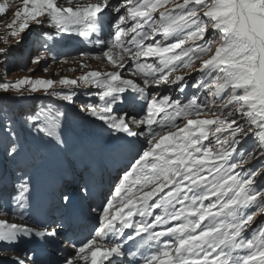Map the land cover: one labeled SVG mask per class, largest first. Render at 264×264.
<instances>
[{
	"label": "snow or ice",
	"instance_id": "1",
	"mask_svg": "<svg viewBox=\"0 0 264 264\" xmlns=\"http://www.w3.org/2000/svg\"><path fill=\"white\" fill-rule=\"evenodd\" d=\"M159 9L164 11L157 20L153 14ZM5 11L0 4V14ZM109 15L113 22L106 41L100 32L103 17ZM15 17L9 25L19 22L13 36L48 22L57 29L56 35L76 32L88 38L95 34L91 43L107 45L101 54L118 71L79 78L85 85L102 89L99 99L104 101L99 107L82 105L81 110L91 112L116 133L148 142L100 208L102 221L96 237L73 244L76 252L63 264H264V230L243 235L252 228L254 217L264 213V186H257L264 183L256 181L257 176L264 178V165L248 171L243 168L264 157V0H92L87 4L76 0L68 7L56 0H23V10L16 11ZM160 33L163 37L158 40ZM43 35L52 39L48 33ZM6 53L0 49V54ZM142 57L159 59L154 64L141 62ZM38 61L33 58L34 63ZM193 68L198 73L195 77L190 75ZM125 69L139 75L143 86L123 79ZM184 69L191 87L198 90L186 100L148 93L150 87L170 83L184 94L189 79L173 76ZM59 83L75 86L78 81ZM24 85L31 92L47 91L54 82L25 78L0 84V91L21 93ZM125 91L138 93L144 100L142 118L113 113L112 106L124 101ZM49 95H60L71 103L75 93L53 91ZM28 120L37 132L53 135L38 123L39 115ZM130 123L144 130H133ZM5 131L16 135L11 122ZM249 137L253 147L239 152ZM59 143L64 145L63 140ZM8 155L16 158L15 144ZM29 179L25 177L12 196L17 207L27 199ZM81 192L87 195L88 187L83 186ZM61 199L71 207L70 195ZM60 227L35 234L57 238ZM32 234L29 228L0 223L2 242L11 244L20 235ZM16 259L17 264H24Z\"/></svg>",
	"mask_w": 264,
	"mask_h": 264
},
{
	"label": "rangeland",
	"instance_id": "2",
	"mask_svg": "<svg viewBox=\"0 0 264 264\" xmlns=\"http://www.w3.org/2000/svg\"><path fill=\"white\" fill-rule=\"evenodd\" d=\"M89 2H92V0H80L81 4ZM205 2H208V0H205ZM56 3L68 7L74 6L76 0H71V4L69 0H61ZM177 3H183V0H177ZM0 4L6 7V11L0 14V49L7 50L6 54H0V84L16 83L25 78L54 82L53 88L47 91L41 89L31 92L28 85L22 87L21 93L14 90L8 93L0 91L1 205L5 201L4 185H9V194H12L17 191L18 186L22 184L25 177L30 178L29 183L33 187L42 178L46 180V177L51 178L52 175H60L64 171L70 173L72 170L70 168L74 167L76 161L79 162L82 154L88 152L89 149L96 151L98 148L101 149L106 147L107 144L114 143L111 141L118 139L120 133L114 132L102 120L94 117L91 112L81 110L82 105L92 104L99 107L104 103L99 99L102 89L85 85L80 82L79 78L87 75L89 70L91 73L96 72L97 63L94 60L102 57L103 48H106L107 45L101 48L93 43L86 42L90 40V37H81L76 32L56 35L57 29L48 22L40 26L30 27L18 36H13L12 33L18 27L19 22L13 27H9V25H12L17 19L15 12L23 10V0L22 2L18 0H0ZM168 7L170 8L171 4ZM163 11L164 9H159L153 14L157 20ZM77 27L84 30L82 26ZM101 32L100 36L104 39ZM44 33L50 34L52 39L44 36ZM162 37L163 33L157 35L158 40ZM94 38L93 34L92 40ZM174 39L175 37L170 38L165 44L172 42ZM146 43H152V41ZM197 43L200 42L197 41ZM186 46L184 45V47ZM113 51L114 54H118L116 50L113 49ZM82 53L87 55H82ZM34 57H38L39 61L34 63ZM158 59V57H142L141 62L155 64L158 63ZM108 62L112 64L110 61ZM125 63L131 66V61L126 60ZM199 64V61H195V67H199ZM106 68L109 69V67ZM115 71L102 70L101 73L107 74ZM187 72L188 70L184 69L178 73H173V76L185 75V78L189 79V88L185 90L184 94L176 91L178 85L170 83H161L158 87H150L147 89L148 93H155L158 98L169 95L172 99L180 96L182 100H186L195 91H198L191 87L192 81L190 76L186 74ZM121 74L124 76L123 79H131L138 85L143 86L139 75H132L127 69L121 71ZM190 75L191 77L198 75L195 68H193ZM64 79L77 80L78 84L75 86L60 84L59 82ZM171 79L172 77L169 78L170 81ZM53 91L57 93H75L73 102L70 103L61 99L60 95H49ZM123 95L125 97L124 101L117 102L112 106L114 114L119 115L126 112L129 116H135L133 109L130 110L129 108L139 101L143 102L144 114L145 102L138 93L125 91ZM57 113H63V116H57ZM35 115H39L38 123L42 127L50 129L53 135L48 136L43 132L36 131L28 120L30 116ZM9 122L15 130V136L6 134L5 125ZM126 122H128L127 118ZM61 140L64 141L63 146L59 143ZM143 142L142 150L146 149L144 147H148V142L146 140ZM208 142L205 141V143ZM12 144L17 146L15 159L8 155V149ZM252 147L253 140L249 137L238 147V151L244 153L251 150ZM261 165H264V157H257L248 164L243 165V168L248 171ZM236 171L240 170L237 169ZM260 179L261 183H264V178L256 177V181L259 182ZM257 186H264V184H258ZM28 192H30V189L25 194H28ZM26 197L29 198L28 195ZM0 215L9 220V224L29 226L21 220L15 221L11 218V213L0 212ZM205 222L207 223V221ZM253 229L256 233L264 230V213H259L254 217L252 228L244 232L243 235L250 237ZM29 239H26L28 242L24 240L15 244L0 241V264H17V259L9 258L8 253L23 255L22 248L28 246ZM23 258L25 259L24 256ZM26 262L27 260H24V264H28Z\"/></svg>",
	"mask_w": 264,
	"mask_h": 264
},
{
	"label": "bare ground",
	"instance_id": "3",
	"mask_svg": "<svg viewBox=\"0 0 264 264\" xmlns=\"http://www.w3.org/2000/svg\"><path fill=\"white\" fill-rule=\"evenodd\" d=\"M18 1H20V2H22V0H18ZM61 0H56V2H60ZM99 50H101V49H99ZM114 50H116L117 52H119L117 49H114ZM114 52V51H113ZM115 53V52H114ZM93 57H96V56H93ZM94 62L95 63H97V67L95 68L96 70V72H100L101 73V71L102 70H107V71H115V70H118L113 64H109V62H108V59H107V57H105V56H103L102 55V57L101 58H96L95 60H94ZM106 67H109V69L108 68H106ZM106 68V69H105ZM91 69V68H90ZM93 69V68H92ZM89 73H91V71L89 70ZM89 73H87V75L89 74ZM127 75V74H126ZM121 76H122V78L124 77L122 74H121ZM128 78V77H127ZM140 128V126H137V129H139ZM9 187L7 186L4 190H7V192H9ZM12 218V217H11ZM18 220H21V219H18ZM15 221H17V220H15ZM9 220H7V219H5L4 217H2L1 215H0V223H8L9 224ZM27 224V223H26ZM18 226H22V227H26V228H29V229H31L32 230V232H33V234L32 235H30V236H24V235H20L19 237H18V239H17V241L16 242H13L14 244L15 243H18V242H20V241H24V240H26L27 238H30V239H35V237H37V236H35V232L37 231L35 228H32L31 226L29 227V226H26V225H23V224H17ZM21 243V242H20ZM86 251H88L87 249H86ZM9 254V258H11V259H14V260H16V258H18L19 260H22V261H24V260H26V258L24 259L23 258V255H13V253H8ZM8 254H6V255H8ZM1 258V257H0ZM76 264H83V262H81V261H77L76 262Z\"/></svg>",
	"mask_w": 264,
	"mask_h": 264
}]
</instances>
